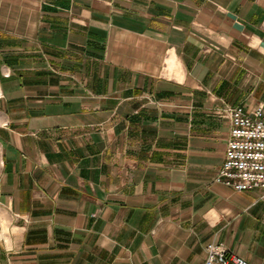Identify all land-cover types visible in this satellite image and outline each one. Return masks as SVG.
<instances>
[{
    "label": "crops",
    "instance_id": "crops-1",
    "mask_svg": "<svg viewBox=\"0 0 264 264\" xmlns=\"http://www.w3.org/2000/svg\"><path fill=\"white\" fill-rule=\"evenodd\" d=\"M226 103L264 105V0H0V264H264Z\"/></svg>",
    "mask_w": 264,
    "mask_h": 264
},
{
    "label": "built area",
    "instance_id": "built-area-1",
    "mask_svg": "<svg viewBox=\"0 0 264 264\" xmlns=\"http://www.w3.org/2000/svg\"><path fill=\"white\" fill-rule=\"evenodd\" d=\"M219 114L229 122V136L215 181L236 191L264 189V105L226 103ZM206 253L203 264H253L224 243H209Z\"/></svg>",
    "mask_w": 264,
    "mask_h": 264
},
{
    "label": "rangeland",
    "instance_id": "rangeland-1",
    "mask_svg": "<svg viewBox=\"0 0 264 264\" xmlns=\"http://www.w3.org/2000/svg\"><path fill=\"white\" fill-rule=\"evenodd\" d=\"M223 107H224V106H223ZM223 107H222V108H223ZM222 108H221V109H222ZM219 112H220V111H219ZM219 115H220V114H219ZM220 116H221V115H220ZM221 117H222V116H221Z\"/></svg>",
    "mask_w": 264,
    "mask_h": 264
}]
</instances>
